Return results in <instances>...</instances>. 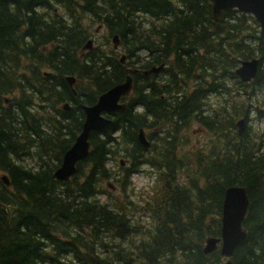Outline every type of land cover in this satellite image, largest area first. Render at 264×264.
Wrapping results in <instances>:
<instances>
[{
    "label": "trees",
    "instance_id": "16d2710c",
    "mask_svg": "<svg viewBox=\"0 0 264 264\" xmlns=\"http://www.w3.org/2000/svg\"><path fill=\"white\" fill-rule=\"evenodd\" d=\"M93 24L105 41L81 56ZM254 57L258 73L242 82L235 69ZM128 74L125 110L90 132L86 158L56 179L81 106ZM194 125L212 139L185 153ZM144 166L156 177L151 201L138 203L127 190ZM0 172V264H221L219 249L203 248L220 237L233 185L247 188L249 205L232 261L264 264V30L237 10L215 21L208 0H0Z\"/></svg>",
    "mask_w": 264,
    "mask_h": 264
},
{
    "label": "water",
    "instance_id": "95a60500",
    "mask_svg": "<svg viewBox=\"0 0 264 264\" xmlns=\"http://www.w3.org/2000/svg\"><path fill=\"white\" fill-rule=\"evenodd\" d=\"M211 3L212 17L219 21L224 11L236 9L242 13L252 15L261 29H264V0H208ZM92 41L88 40L82 47L83 50L91 49ZM119 40L114 36V48H117ZM123 57L121 58V62ZM163 64L142 71L145 75L155 74L163 68ZM259 69V59L251 58L240 60L239 66L235 69V74L242 82L253 80ZM136 72V70H133ZM66 81L71 88L75 83L72 76H66ZM132 90V77L128 75L124 82L114 85L107 91L100 94L95 104L91 106L82 105L84 113V122L79 135L76 137L72 146L63 154L60 166L55 170L54 176L58 180L69 179L76 171V163L86 158L89 152L90 143L88 136L92 131H101L106 128L112 120L105 115L121 113L126 108V102H121V98L128 97ZM75 94V92H74ZM67 108V105H64ZM238 135L244 129V120L239 119L236 122ZM139 142L143 147H149V142L145 137L143 129L138 133ZM5 185L9 184L6 175L0 177ZM113 189L111 183L107 184ZM249 199L247 188L244 186L233 185L224 192V198L221 209V229L220 237L208 236L205 239L203 252L210 253L219 249L221 257L225 259L221 264H234L232 256L235 249L247 236V230L243 227V221L247 214ZM220 244L219 248L218 245Z\"/></svg>",
    "mask_w": 264,
    "mask_h": 264
},
{
    "label": "rangeland",
    "instance_id": "374dc122",
    "mask_svg": "<svg viewBox=\"0 0 264 264\" xmlns=\"http://www.w3.org/2000/svg\"><path fill=\"white\" fill-rule=\"evenodd\" d=\"M92 27V39L94 41V46H101V44L105 41L106 33L105 29L102 28L99 30V32L94 33L93 29L97 27V24L91 25ZM110 46L112 45L111 39L109 42ZM112 47V46H111ZM118 56L125 55L123 50L121 48L117 49ZM126 60V59H125ZM163 75L160 76V78ZM216 98V97H214ZM200 131V132H199ZM188 144L184 147L185 153H189L195 150L199 151H205L207 150V147H209V142L211 141L212 137H210L206 132L201 131V129L194 125L191 129L188 130L186 133ZM113 163V160L112 162ZM127 162H123L122 166H127ZM114 172L118 173L117 163H113L111 166ZM2 176V172H0V177ZM155 177L156 173L154 170H151L147 167H142V170L139 172L132 173L130 176L131 185L128 187L127 193L131 196V200L143 203L144 200L151 201V191L152 187L155 183ZM108 183H111L113 185V189H110L113 193L118 195L120 199H122L123 193L121 192L120 188H117L111 181L105 182L103 184V187H105ZM120 190V191H119ZM139 219H141L143 222H145L148 218H146V213H141L140 216H138Z\"/></svg>",
    "mask_w": 264,
    "mask_h": 264
},
{
    "label": "flooded vegetation",
    "instance_id": "af4514ba",
    "mask_svg": "<svg viewBox=\"0 0 264 264\" xmlns=\"http://www.w3.org/2000/svg\"><path fill=\"white\" fill-rule=\"evenodd\" d=\"M100 26V25H99ZM100 28H102L101 26L99 27V28H96L95 30H94V33H97V32H99V30H101ZM116 36V35H115ZM118 37V36H117ZM119 40V39H118ZM111 42H112V45L114 46V36L112 37V39H111ZM118 46V48H121L122 49V46H121V42L119 41V44L117 45ZM120 61H121V59H120ZM164 66H165V64L164 63H162ZM161 65V64H160ZM160 65H158V66H160ZM158 66H153V67H158ZM163 66V67H164ZM153 67H151V68H153ZM150 68V69H151ZM136 71H142V70H138V69H135ZM161 71V70H160ZM159 71V72H160ZM159 72H157V73H155V74H150V75H156V74H158ZM128 99V98H127ZM121 101H122V99H121ZM124 102V101H123ZM125 102H126V100H125ZM127 103V102H126ZM111 115H113V114H111ZM110 115V116H111ZM200 132V131H199Z\"/></svg>",
    "mask_w": 264,
    "mask_h": 264
}]
</instances>
